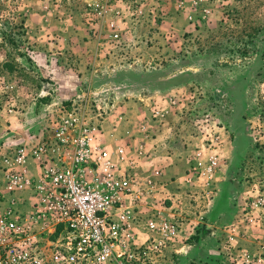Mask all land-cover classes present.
I'll return each mask as SVG.
<instances>
[{
	"label": "built area",
	"instance_id": "1",
	"mask_svg": "<svg viewBox=\"0 0 264 264\" xmlns=\"http://www.w3.org/2000/svg\"><path fill=\"white\" fill-rule=\"evenodd\" d=\"M143 6L140 0L87 4L86 22L108 61L134 59L129 38L159 13ZM132 104L141 111L127 120L122 111ZM189 111L175 92L119 96L88 82L48 104L39 136L0 157V264H171L170 256L185 254L217 189L223 128L195 122L182 140L184 169L167 181L160 171L140 175L132 168L147 157L152 131ZM116 116L139 140L110 151L104 128ZM235 228H227L224 243L231 245Z\"/></svg>",
	"mask_w": 264,
	"mask_h": 264
},
{
	"label": "rangeland",
	"instance_id": "2",
	"mask_svg": "<svg viewBox=\"0 0 264 264\" xmlns=\"http://www.w3.org/2000/svg\"><path fill=\"white\" fill-rule=\"evenodd\" d=\"M99 1L0 0V157L23 139H36L45 124L47 105L69 97L64 86L52 81V74L45 68L49 63L45 60L57 64L59 55L48 51L39 54L33 49L25 15L47 12L44 24L53 28L60 12L70 17L74 13L88 25L87 4ZM140 1L145 6L143 11L159 13L153 25L143 24L129 38L136 44L130 53L134 59L122 64L109 57L106 69L114 71L98 84L90 79L84 82L92 88L110 89L119 96L143 88L161 91L141 86L138 76L149 72L170 74L173 60L182 56L188 60L190 69L186 71L192 69L193 73L181 85L190 87L184 91L190 111L172 122L169 147L174 154L181 150L182 140L195 122L207 120L220 126L226 144L221 151L223 178L220 175L218 186L228 190L229 177L234 188L232 197L227 199L231 212L220 205V191L215 200L218 215L209 214L218 216V242L200 244V248L208 246L203 250L208 254L203 259L209 263L203 264H244L243 259H248V264H264V0ZM181 12L187 15L182 16ZM41 23L35 16L32 24ZM133 67L130 74L121 73L123 68ZM95 70L96 67L93 73ZM178 81L165 82L160 89L167 92L168 88H163ZM81 88L82 81L76 90ZM194 88L198 92L194 93ZM46 95L47 103L39 101ZM234 212L235 239L229 245L223 242V231L227 232Z\"/></svg>",
	"mask_w": 264,
	"mask_h": 264
},
{
	"label": "crops",
	"instance_id": "3",
	"mask_svg": "<svg viewBox=\"0 0 264 264\" xmlns=\"http://www.w3.org/2000/svg\"><path fill=\"white\" fill-rule=\"evenodd\" d=\"M145 12H147V10H145ZM148 12L152 11L149 10ZM34 13L35 12H28L27 15H25L24 19L25 27H28L27 33H29V43H33L31 44L33 45V49H35V51L39 54L51 52L53 54L59 55V57H57L56 59L58 62L57 64L52 63L49 59L45 60L46 62H49L47 65L45 64V68L49 69L50 72L48 73L52 74V78H50L52 79V81L59 84V87L63 88L64 86V91L68 94L67 96L72 95L76 91V88L78 87V85H80L81 81L84 82L85 80L88 81L89 79L92 80L100 74L102 75V77H104L108 75V73L112 72V69H106L108 65L106 52L104 50L98 49L94 30H92L94 28L88 25H84L80 20L79 14L71 13L72 17H70L69 14H61L60 12L58 14L57 20H55V25L52 28L49 25L46 27V25L44 24L45 21L43 20V18H48L47 12H40L38 15H35ZM181 13H183L182 16L187 15V12ZM35 16H37L42 22L37 26L32 24V22H34ZM51 55L52 54L48 56L51 57ZM94 67H96L97 70H95L93 73ZM99 69L106 70L98 71ZM187 69L175 73L171 72L170 74L166 75H157L158 72H149L147 74H144L143 76L139 75L137 80L143 87H156L155 89L161 90L159 92H163L160 88H162L161 86L164 85L165 82L169 83L172 80L179 79V81L182 82L178 81L174 84H171L172 86L163 89L168 88V91L166 90L168 93L175 92L184 96V91L188 90V88L190 87L188 85L185 86L181 84L185 83L187 80H190L191 74L193 73L192 69L186 71ZM104 72L106 73V75L104 74ZM152 74H154V76L152 78L149 77ZM182 78H184L185 80H182ZM104 79L105 78H103V80ZM145 89H139L134 92H138L141 90L148 92V90ZM192 91H194V93L198 92V88H194V90L192 89ZM128 108L129 109H125L122 112L124 113V116L127 120H134L137 113H140L141 109L138 108V106L135 104L130 105ZM115 118L117 119L118 116L110 118L104 128L105 131L112 136L110 141L108 137L106 138V147L110 151H113L114 148L119 145H136L139 140V136L135 134L134 128L127 127L124 124L123 126H119L114 121ZM113 125L116 126L115 129L112 128ZM171 129L173 128H167L165 125H163L152 131L153 137L147 141V157L139 160L138 164L134 166L132 170H135L136 173L140 175L152 174L154 171H160L164 181H167L169 178L175 177L183 171L184 164L182 160H180L183 153L181 152L182 147L181 150H179L175 154L174 151L169 147V139L170 137H172ZM225 144L222 147L221 151H223V149L225 148ZM127 152L128 151L126 150V153ZM173 158L175 159V161H173ZM221 171L222 170H220L219 168L215 175V179L217 181V189L213 197L215 196V194L216 196L214 198L212 197L209 207L204 211V216L207 214V224L210 225L212 233L214 234L216 226L215 224L218 221L217 210H219V207L215 206L218 205L215 200L217 199L220 189V186H218V184L223 178ZM220 175L222 176L221 180H219ZM212 208L215 209L212 210ZM211 212H215L217 215L209 217V214ZM235 214V212L232 213L231 223L228 226L233 225L236 222L235 218L237 215ZM208 219L210 222H212L209 223ZM204 223L205 221L203 219V224ZM223 232L225 234L227 233L226 230H224ZM225 234L223 235V239L225 237ZM201 241H203V239ZM197 248L198 249H196L194 253L199 256L201 254L198 252V250L203 248H200V245Z\"/></svg>",
	"mask_w": 264,
	"mask_h": 264
},
{
	"label": "trees",
	"instance_id": "4",
	"mask_svg": "<svg viewBox=\"0 0 264 264\" xmlns=\"http://www.w3.org/2000/svg\"><path fill=\"white\" fill-rule=\"evenodd\" d=\"M185 57H181L178 59H175L172 61L171 66L174 68L173 70H171L170 72H178V71H183L184 69L188 68L189 62L188 60H184ZM183 59V60H182ZM133 68L131 69H127L121 71V73H132L133 72ZM114 70H112L113 72ZM108 73V72H107ZM188 73V72H187ZM104 74L106 75V73L104 72ZM140 75H144L143 73H141ZM102 75H97L94 79H92V83L95 82V84H98L100 82L103 81ZM42 103H47V95L44 96L43 98H40V100ZM231 178H227L226 184H229V189L227 190L226 187L224 186H220L219 192L222 191V197H221V206H223L229 213L231 212V209H229V206L227 207V199L232 197V191L234 190L233 187L230 186L231 183ZM225 199V200H224ZM229 204V203H228ZM207 214L204 216V221L205 223L198 226L193 234L188 238L187 240V245H188V250L186 251L185 254L183 255H172L170 256L171 259V264H203L204 263H209V260H204V255H208L206 252L204 253L203 250L208 249V246H205L206 249H200L198 250V252L201 254L199 256H197L196 253H194V251H196V249H198L197 247H199V245L204 241L206 243L209 242H218V236L217 234L212 233V230L210 228V225L207 224ZM208 222L211 223L208 219ZM209 236V237H206ZM203 239V241H201ZM212 250V248H210ZM190 255V257H188ZM214 260V259H213ZM220 263V262H219ZM217 263V264H219Z\"/></svg>",
	"mask_w": 264,
	"mask_h": 264
}]
</instances>
